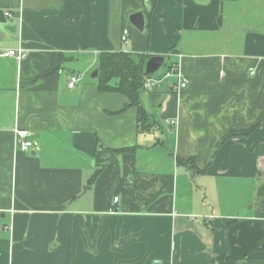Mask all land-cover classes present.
<instances>
[{
	"label": "crops",
	"instance_id": "0c3cea01",
	"mask_svg": "<svg viewBox=\"0 0 264 264\" xmlns=\"http://www.w3.org/2000/svg\"><path fill=\"white\" fill-rule=\"evenodd\" d=\"M116 51L164 56L151 76L179 63L189 86L144 90L141 124L99 89L100 55ZM218 255L264 264V0H0V264Z\"/></svg>",
	"mask_w": 264,
	"mask_h": 264
},
{
	"label": "trees",
	"instance_id": "16d2710c",
	"mask_svg": "<svg viewBox=\"0 0 264 264\" xmlns=\"http://www.w3.org/2000/svg\"><path fill=\"white\" fill-rule=\"evenodd\" d=\"M149 57L133 55L123 52H104L99 59V89L102 92H118L125 95L128 99L126 108H136L138 120L144 124V119L147 116L145 109L142 106L141 94L144 92V83L147 77L145 73V64ZM118 80L116 85H111L113 80ZM258 126H254L248 130L231 131L219 143L218 147L228 139L237 136H248ZM184 164V161H180ZM191 168H196L194 160L191 158L185 162ZM195 171L198 172V169ZM200 172V171H199ZM240 260L227 256L218 255L213 258L212 264H239Z\"/></svg>",
	"mask_w": 264,
	"mask_h": 264
},
{
	"label": "built area",
	"instance_id": "2783aa9c",
	"mask_svg": "<svg viewBox=\"0 0 264 264\" xmlns=\"http://www.w3.org/2000/svg\"><path fill=\"white\" fill-rule=\"evenodd\" d=\"M9 15V14H8ZM129 31L125 29L123 31V42H128ZM4 58H15L18 61H21L26 57V53L24 49L19 48L16 50H7L2 53ZM174 79L175 83L173 85V90L176 94H182L189 86V80L185 77V75L180 70L179 63H173L167 69L158 76H150L147 77L144 83V90L151 92L157 86L162 84L163 82ZM81 81V77L79 75H71L68 79L67 87L69 89H74ZM34 133L27 130H20L16 131V142L20 145L22 150H29L30 148L34 147L35 142L32 140ZM119 198H114L113 202L117 203ZM112 212H116L115 209H112Z\"/></svg>",
	"mask_w": 264,
	"mask_h": 264
},
{
	"label": "water",
	"instance_id": "95a60500",
	"mask_svg": "<svg viewBox=\"0 0 264 264\" xmlns=\"http://www.w3.org/2000/svg\"><path fill=\"white\" fill-rule=\"evenodd\" d=\"M130 22L134 27L139 30L143 31L145 27V18L142 12L135 13L131 15ZM165 64V57L164 56H153L151 57L145 64V73L148 76L154 75L157 73L161 68H163ZM98 71H95L94 76L97 77Z\"/></svg>",
	"mask_w": 264,
	"mask_h": 264
},
{
	"label": "rangeland",
	"instance_id": "374dc122",
	"mask_svg": "<svg viewBox=\"0 0 264 264\" xmlns=\"http://www.w3.org/2000/svg\"><path fill=\"white\" fill-rule=\"evenodd\" d=\"M165 65H166V64H165ZM164 68H165V67H163V68L159 71V73L163 72ZM204 182H205V184H206V180H204ZM207 186L210 188V183H209L208 181H207Z\"/></svg>",
	"mask_w": 264,
	"mask_h": 264
}]
</instances>
